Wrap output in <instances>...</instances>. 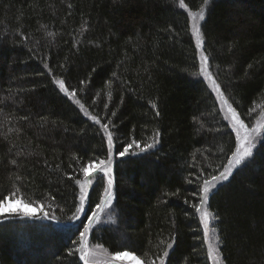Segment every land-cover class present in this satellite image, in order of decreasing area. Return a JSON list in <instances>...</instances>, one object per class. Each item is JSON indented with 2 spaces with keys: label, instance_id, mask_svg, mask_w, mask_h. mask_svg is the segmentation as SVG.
<instances>
[{
  "label": "trees",
  "instance_id": "1",
  "mask_svg": "<svg viewBox=\"0 0 264 264\" xmlns=\"http://www.w3.org/2000/svg\"><path fill=\"white\" fill-rule=\"evenodd\" d=\"M185 3L0 0V200L42 207L33 216H0V264H83L80 233L107 178L93 173L87 215L76 212V180L90 160L107 159L102 124L113 136L112 199L88 244L143 264L161 257L210 264L193 205L204 180L227 166L236 139L197 76L188 12L204 0ZM200 25L207 68L252 125L264 110V0H209ZM262 129L253 155L209 193L222 264H264ZM132 139L141 147L157 142L120 157Z\"/></svg>",
  "mask_w": 264,
  "mask_h": 264
},
{
  "label": "snow or ice",
  "instance_id": "2",
  "mask_svg": "<svg viewBox=\"0 0 264 264\" xmlns=\"http://www.w3.org/2000/svg\"><path fill=\"white\" fill-rule=\"evenodd\" d=\"M209 3V0H204L203 5H201L199 11H189L188 15L192 18V34L196 38V47L197 49H201L202 45L204 43V38L201 35V25L200 21L205 19V6ZM179 7L187 9L188 5L185 3V0H179ZM200 60H201V72L205 74L206 76L209 75L207 73V60L208 57L201 52L200 54ZM58 85L61 91L65 92L70 98L75 100L76 93L69 92L67 87L65 86V82L63 80L57 79L55 81ZM213 85L215 86V90L218 95V99L221 104V108L227 109L225 118L231 119L232 121V128L236 132V150L232 153V155L228 158V165L225 167L223 172H220L218 175L212 176L210 179H206L203 182V187L201 189L202 196L199 204L193 205V207L196 209L198 213L201 214L203 227H204V240L208 244V258L213 261V264H221L220 261V255L219 250L216 247V244L222 243V241L219 240V237H215V242H213L212 237L214 236L216 229H209V219L210 217L212 219H215L214 216L207 210V208L202 207L203 205L207 204L208 201V194L209 191L217 186L222 181H225L228 179V176L232 173L233 168H236L237 166L241 165L246 158L251 157L253 155L252 148L254 147L253 140L257 135L261 133V126L257 125L251 129H248L245 127L244 121L240 118V116L237 114L236 109L232 107V105L228 102V99H226L223 95V93L219 90V85L215 84V81H213ZM76 103L79 104V101L76 100ZM156 105L153 104V107ZM80 107L83 109V105L81 104ZM107 107V105H105ZM255 108L250 109L249 112H254ZM87 114V113H86ZM91 119L97 123H99V120L96 116H92ZM101 127L103 128L105 135L107 136V142H108V156L107 159L99 160L98 163L95 161L90 160L84 167L80 169V171L83 173L85 180L81 182L80 180H76V183L80 185V197H79V206L76 209L77 213L84 212L85 215H87V212L85 211V201L87 198V189L88 186L92 183L91 179H89L90 175L93 173H103L104 177L107 178V185L104 189V194L100 198V202L95 205L94 208H92L91 215H88L87 220L88 222L84 224V231L80 233V247L77 249L80 253V259L83 261V264H93V262L89 259L90 253L87 247L86 243V235L90 229H92L93 224L100 218V213L103 211L107 205L111 204L112 199V187H113V178H112V162H113V136L112 133L108 130L107 124H102ZM241 129H243L244 135L241 136ZM156 136H159V133H156ZM157 141L154 140L153 143L145 144L143 147H141L140 143L136 139H132L128 144H126L123 147L122 151L118 152V155L120 157H125L126 155H135V152H130L132 149H138L140 152H145L151 148L154 147L155 143ZM12 163H15V161H12ZM8 199V197H5L4 200H0V211L3 210L4 202ZM26 215H30V213H25ZM46 215V214H45ZM78 216L74 214L72 217H70L71 220H76ZM99 247V246H98ZM169 248L172 247L171 244L168 245ZM70 254H72L70 252ZM165 256L168 255V252L165 251ZM128 256H131V253L129 252H115L112 256V260L115 264V262L121 261L123 258H126ZM131 259L136 261L137 264H139V261L137 260V257L131 256ZM149 264H155V261H150ZM160 264H164V258H160Z\"/></svg>",
  "mask_w": 264,
  "mask_h": 264
},
{
  "label": "rangeland",
  "instance_id": "3",
  "mask_svg": "<svg viewBox=\"0 0 264 264\" xmlns=\"http://www.w3.org/2000/svg\"><path fill=\"white\" fill-rule=\"evenodd\" d=\"M189 18L191 19V30L190 31H192V18L191 17H189ZM200 23H201V21H200ZM192 36H193V34H192ZM193 39H194V42H195L194 44L196 45V38H195V36H193ZM196 49H197V47H196ZM201 52H202V48L201 49H197V55L196 56L198 57V64H199L197 76L199 78H201L202 81L205 82V84L207 85V87L211 90V93H213V95H214V97H215V99L217 101V106H219L220 112L222 114V118L227 122V124L229 125L230 130L233 131V133L235 135V139H236V132L232 128V121H231V119H226L225 118L227 109H226V107L223 108V109L221 108V104H220V101L218 99V95H217V92L215 90V86L213 85V81L215 79H214L211 71L209 70V68H207V73L209 74L207 76L201 72V60H200V54H201ZM215 84L217 85L216 81H215ZM219 90H220V88H219ZM220 92L222 93L221 90H220ZM223 95H224V93H223ZM224 97L226 98L225 95H224ZM256 116H257V118H256L255 122L252 125L251 124L244 123L245 124V127L248 128V129H251V128L257 126V125H260L261 126V133L259 135H257L255 137V139L253 140L254 147L252 148V152H253L254 148L256 147V145L258 144V141L261 139V136H262V131H263L262 128L264 126V110H261L260 113L258 115H256ZM243 135H244V132H243V129H241V136H243ZM235 143L237 144V139H236ZM234 170H235V168H233L232 172ZM230 175L228 176V178L230 177ZM92 176H93V174H91L90 177H89V179H91V181L93 180L92 179ZM84 180H85V177L81 180V182H83ZM223 182H225V181H222L219 184H221ZM219 184H217V186ZM78 187H80V185ZM215 188H213V189H215ZM213 189H211L209 191V193H211V191ZM209 195L210 194H208V198H209ZM201 196H202V193H201ZM207 203H208V201H207ZM206 206H207V204L203 205L202 207L207 208ZM41 210H42V207L39 206V205L27 204V203L23 202V200H21L19 198H10V199L8 198L4 202V207H3V210L0 211V216L7 215V214H9V215H21V216H33V215H36L37 213H39ZM207 210H208V208H207ZM25 213H30V215H26ZM198 214H199V217H200L199 220H201V224H202V228H203V231L202 232H204L202 217H201V214L200 213H198ZM106 216H107L106 212L102 211L100 213V218L93 224V226L96 223H100L101 221L104 222ZM106 219H107V217H106ZM212 224H213V220L210 217V219H209V229L210 230L213 229L212 228ZM215 237H216V235L214 234V236L212 237L213 242H215ZM86 243H87V247H88V250H89V253H90L89 259L93 262V264H114V262L112 260V256L114 254H110L106 249H103L99 245H89L88 242H87V237H86ZM205 245H206L207 254H208V244L205 242ZM216 247L218 248V244H216ZM131 256H135V255L131 254ZM131 256H128L126 258H123L121 261L115 262V264H137L136 261H134V260L131 259ZM137 260L139 261V264H143V262L141 260H139L138 257H137ZM209 261H210V264H213V261L212 260L209 259ZM220 261H221V258H220ZM221 264H222V261H221Z\"/></svg>",
  "mask_w": 264,
  "mask_h": 264
}]
</instances>
